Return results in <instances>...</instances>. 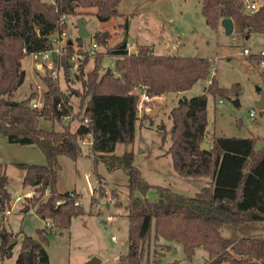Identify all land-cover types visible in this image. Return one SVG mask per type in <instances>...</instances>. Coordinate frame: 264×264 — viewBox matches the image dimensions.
I'll list each match as a JSON object with an SVG mask.
<instances>
[{
    "label": "trees",
    "instance_id": "1",
    "mask_svg": "<svg viewBox=\"0 0 264 264\" xmlns=\"http://www.w3.org/2000/svg\"><path fill=\"white\" fill-rule=\"evenodd\" d=\"M121 1L0 0V136L9 144L36 146L45 158L44 165L26 167L22 188L33 189L38 196L30 199L20 211H32L57 229H67L73 218L83 215L82 206H75L74 201L68 199V192L59 194L56 190L61 170L59 157L76 160L82 154L80 142L91 133L93 161L100 156L108 160L116 145H132L136 124L150 118L148 114L137 116L140 96L136 90L143 87L150 98L178 94L211 76L212 62L208 59L155 55L149 46H138L135 53H128L125 21L124 37L112 47L107 46L108 34L94 35L96 44L105 47V51L94 56L93 68L85 80L82 75L87 54L79 66L82 93L76 94L80 98L74 116L79 120L76 130L70 128L71 108L54 79L58 69H62L67 78L74 67L71 59L75 51L71 41L66 42L61 59L53 60L52 68L46 69L41 77L45 86L41 108L29 106L34 98L20 102L10 100L25 80L21 60L50 49L51 35L65 26L60 23L62 17H85L94 9L96 19L107 23L120 16L117 7ZM253 1L257 0H202L200 11L213 31L218 30L222 19L229 18L236 35H245L246 31L264 34V5L252 13L244 10L246 3ZM106 57L115 58L114 70L100 74ZM240 94L238 84L229 89L221 88L211 77L203 95L178 100L169 113L172 124L169 130L163 125L160 127V147L163 148L169 138L165 155L171 158L174 172L182 178L210 179V184L194 196L149 185L133 166V153L120 156L127 176L129 245L127 253L119 256L118 264H142L151 244L160 240L181 245L187 261H192L196 249L202 248L207 253V264L263 262L262 237L224 238L222 230L228 225L238 228L250 223L264 224V138L212 137L209 150H201L206 139L207 95L221 100L238 98ZM41 119L58 123L61 130L42 128ZM66 119L68 123L63 125ZM7 184L4 166L0 164V215L9 211L12 204ZM98 188L99 197H105L100 184ZM46 190L48 196L43 199ZM150 190L157 194L155 201L146 199ZM111 196L116 199V191H112ZM74 198L82 197L75 193ZM58 201L63 203L57 206ZM115 207L121 209V202L117 201ZM48 231L47 226L36 230L35 239L24 235L14 264H49L44 248ZM15 236L0 227V260L11 257L10 242Z\"/></svg>",
    "mask_w": 264,
    "mask_h": 264
},
{
    "label": "rangeland",
    "instance_id": "2",
    "mask_svg": "<svg viewBox=\"0 0 264 264\" xmlns=\"http://www.w3.org/2000/svg\"><path fill=\"white\" fill-rule=\"evenodd\" d=\"M201 2L202 0H122L117 7L120 16L107 23L96 19L94 9H90L85 17L65 18L63 31L66 32V42L71 41L73 44L75 53L71 62L74 67L69 71L67 78L64 77L62 69H58L54 79L57 80L59 89L71 108L73 118L71 127L79 122L78 118L74 119L80 101L76 94L82 93V81L78 77L79 66L87 54L88 60L82 75L85 80L86 74L93 68L94 56L105 51V47L96 44L94 35L108 34L110 37L107 46L112 47L124 37L122 25L125 21L130 41L140 45L153 44L154 53L163 56L208 59L212 62V70L209 78L198 81L190 90L178 94L169 93L147 103L146 106L151 105V110L160 107L155 117L137 123L134 143L130 146L118 144L108 160L105 156H100L93 161V156L90 157L86 153V147H82V154L76 160L59 157L61 170L57 177L58 189L61 193L75 190L80 194L83 215L73 218L67 229L51 226L52 229L48 231L44 244L49 264H84L92 258H97L101 264H117L118 257L127 253L129 245L127 218L120 217L118 212L123 211L115 207L116 202L121 200L122 208L128 212L127 176L123 170L124 161L120 158L123 152L133 153V166L140 171L149 185L168 187L174 193L192 197L210 184V179L182 178L174 172L171 158L165 155L170 145L169 138L163 148L160 147V127L163 125L169 130L172 125L169 113L177 105L178 100L203 95L211 77L215 78L221 88L229 89L238 84L241 94L238 98L221 100L207 95L204 143H210L212 137L264 138V110L260 111L256 107L264 80V67L261 65L264 57H260V53H264V34L251 32L247 37L234 33L227 35L223 29L211 30L201 15ZM256 3L259 9L264 5V0H257ZM80 18L86 23L88 36L78 41ZM93 44L95 48L92 47ZM244 49L249 53L243 54ZM37 63H42L41 73L36 71ZM114 64L115 58L106 57L101 64L100 74L108 69L114 70ZM21 68L25 73V80L10 97V100L15 102L29 97L36 99L45 92L41 77L48 66L40 59L28 55L21 60ZM135 93H142V89L136 90ZM234 101L237 102L236 105ZM139 112L140 117L149 113L148 111L146 113L145 107ZM251 112L253 115L250 116ZM67 123L68 119L63 125ZM40 125L44 129L61 130L58 123L52 124L42 119ZM5 175L8 179L6 189L11 195L12 204L10 215H0V227H5L7 231L17 236L13 238L15 241L11 244L13 247L11 257L0 260V264H14L20 251L21 238L25 235L35 239L36 230L45 226L35 214L26 215L19 212L21 205L15 202L17 195H23L27 191L22 188L24 172L10 165L6 168ZM98 181L104 188L103 198L99 197L98 191L96 192ZM110 189L116 191V199L112 198ZM146 199L155 201L157 199L155 190L148 191ZM99 201L103 206L98 205ZM106 203L110 204L108 209L104 207ZM107 216L116 219L106 224ZM222 236L264 239V224L250 223L238 228L228 225L223 228ZM142 264H207V253L198 248L192 261H187L181 245L160 240L157 244H151ZM261 264H264V259Z\"/></svg>",
    "mask_w": 264,
    "mask_h": 264
},
{
    "label": "built area",
    "instance_id": "3",
    "mask_svg": "<svg viewBox=\"0 0 264 264\" xmlns=\"http://www.w3.org/2000/svg\"><path fill=\"white\" fill-rule=\"evenodd\" d=\"M246 12H255L258 10L256 1L253 2H249L246 3L245 5V9ZM65 22V17H62L60 19V23L63 24ZM50 49L41 52V53H37V54H32L33 58L35 59H40L41 62H43L45 65L48 66V69H50L52 67L53 64V60H60L62 55L64 54V52L66 51L65 45H66V32H64L63 30H57L56 32H54L51 37H50ZM93 48H95V44L92 45ZM248 50L244 49L243 50V54H248ZM53 56L55 57V59H53ZM260 57H264V53H260ZM42 64V63H40ZM261 65L264 67V62H261ZM115 77H118L119 74L118 73H114ZM142 89V93H136L137 95L140 96V107L139 110H141V108L145 107L144 105L146 103H149L151 101V98L147 95V93H145V89L143 87L139 88L138 91ZM42 101H43V97L39 100V99H33L31 100V102L29 103V106L33 109H39L42 106ZM146 113L147 111H150V108H146ZM253 115V112L250 113V116ZM84 124H87V121H84ZM93 144L92 141V134L89 133L85 136V138L80 142L81 147H86L87 148V154L91 156H93V154L90 151V148ZM98 187L96 189V192L98 191ZM75 193L76 192H68V199L69 200H73L74 201V205L75 206H81V198L75 199ZM38 194H36V192L33 189H28L23 195H17L15 197V202L20 203L21 207L25 204L28 203V201L30 199H32L33 197H37ZM48 196V191L46 190L44 192V196L43 199H45ZM93 196V195H92ZM98 198V197H97ZM63 201H58L56 202V205H60L62 204ZM99 206H103L101 204V201L98 202ZM107 206V208H109L110 204L106 203L104 204V207ZM5 216L10 215V211H6ZM106 224L110 223L113 220V217L111 216H107L106 217Z\"/></svg>",
    "mask_w": 264,
    "mask_h": 264
},
{
    "label": "crops",
    "instance_id": "4",
    "mask_svg": "<svg viewBox=\"0 0 264 264\" xmlns=\"http://www.w3.org/2000/svg\"><path fill=\"white\" fill-rule=\"evenodd\" d=\"M257 4V3H256ZM66 23V22H65ZM86 24V23H85ZM234 28V26H233ZM220 29H223L224 31V28L222 27L221 25V21H220V25L218 27V30ZM225 32V31H224ZM233 33V31H232ZM250 31H246L245 32V35H247V37L250 36ZM127 46H128V53H135L136 52V49L138 46H149L151 47V50L154 53V45L153 44H147V45H140L138 44L137 42H133V41H130L129 40V37L127 38ZM126 46V48H127ZM263 53V52H262ZM155 55H159V54H155ZM35 67H36V71H38V73H41V64H35ZM43 96V93L41 96H39L38 98L36 97V99H41ZM162 97V96H161ZM161 97H155V98H151V100H156L158 98H161ZM147 104V103H146ZM146 104L144 105L147 109L150 108V111H151V105L150 106H146ZM138 107H140V102L138 104ZM160 109V107H159ZM153 110V109H152ZM149 111V112H150ZM76 114V113H75ZM140 117V112L138 113V115ZM79 123V122H78ZM78 123L76 125H74L73 127H70L71 130H76L77 126H78ZM71 126V124H70ZM209 145V143H208ZM117 146V145H116ZM260 147V146H259ZM116 148V147H115ZM115 151V150H114ZM124 153L126 152H123L122 154L120 155H123ZM119 155V156H120ZM0 164H3L4 166V171H6V168L10 165H14L15 167H17L18 169H21L23 172H24V175H25V172H26V167L27 166H30V165H44L45 164V158L43 157V155L41 154V152L39 151V149L36 147V146H33V145H29V146H21V145H16V144H9L7 143L6 139L3 137V136H0ZM23 180V179H22ZM99 184L100 181H98ZM102 187V185H101ZM103 188V187H102ZM104 189V188H103ZM56 190L59 194H63V193H66L68 191H65V192H60L59 189H58V181H57V184H56ZM105 190H109V189H105ZM111 191H114V189H110ZM69 192H76L78 194L77 191L75 190H71ZM80 195V194H79ZM11 196V195H10ZM82 199V198H81ZM121 201V200H120ZM119 201V202H120ZM122 203V202H121ZM105 208H107V206H105ZM108 209V208H107ZM21 210V207L19 209V212ZM121 212L123 211V213H120L118 212V215L120 217H125L126 218V215H127V211L123 208H121L120 210ZM23 213V212H21ZM24 214H29V215H33L34 213L31 211V212H27V213H24ZM116 215V214H115ZM116 217L113 218V221H115ZM44 222V226H47L50 228V230L52 229L51 227V224L50 222H46V221H43ZM109 224V223H108ZM119 259V257H118ZM118 259H117V264H118Z\"/></svg>",
    "mask_w": 264,
    "mask_h": 264
},
{
    "label": "water",
    "instance_id": "5",
    "mask_svg": "<svg viewBox=\"0 0 264 264\" xmlns=\"http://www.w3.org/2000/svg\"><path fill=\"white\" fill-rule=\"evenodd\" d=\"M221 25L224 28V31L227 35H230L233 31V23L231 21V19L229 18H224L221 20ZM78 36L79 38H85L88 36V33L85 29V21L83 18H80L78 21ZM53 59H55V57L53 56ZM234 104L236 105L237 102L234 101ZM256 107L260 110L263 111L264 110V80H263V87L259 90V100L256 102ZM159 107L158 108H154L153 110H151L148 115L150 117H155L156 113L158 112ZM201 150L202 151H208L209 150V145L207 143H203L201 145ZM14 239L11 240L10 245L14 243ZM84 264H101L100 261L97 258H92L89 261H87Z\"/></svg>",
    "mask_w": 264,
    "mask_h": 264
}]
</instances>
